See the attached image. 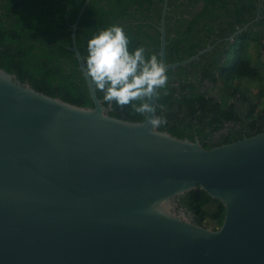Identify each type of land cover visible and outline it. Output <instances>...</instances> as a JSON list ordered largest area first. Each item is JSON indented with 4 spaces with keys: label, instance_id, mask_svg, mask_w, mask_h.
Masks as SVG:
<instances>
[{
    "label": "water",
    "instance_id": "water-1",
    "mask_svg": "<svg viewBox=\"0 0 264 264\" xmlns=\"http://www.w3.org/2000/svg\"><path fill=\"white\" fill-rule=\"evenodd\" d=\"M88 2L71 25L70 50L92 108L0 68V264H264V131L205 149L159 131L148 122L155 112L141 122L108 115L75 41ZM167 11L163 0L158 56L166 71L235 35L167 64ZM156 93L146 100L154 108ZM196 188L225 208L218 230L176 212Z\"/></svg>",
    "mask_w": 264,
    "mask_h": 264
},
{
    "label": "trees",
    "instance_id": "trees-1",
    "mask_svg": "<svg viewBox=\"0 0 264 264\" xmlns=\"http://www.w3.org/2000/svg\"><path fill=\"white\" fill-rule=\"evenodd\" d=\"M85 1L0 0V68L38 92L92 108L70 50L71 25ZM162 5L163 0H89L75 36L81 56L86 55L87 40L112 24L123 26L130 49L143 45L158 56ZM165 27L167 64L235 35L198 60L167 71V84L155 98V115L165 119L157 129L179 139L196 138L205 149L264 131L258 69L264 68V0H168ZM95 93L111 117L143 121L145 113L104 100L98 88ZM178 205L211 230H218L225 217L223 205L199 188L181 196Z\"/></svg>",
    "mask_w": 264,
    "mask_h": 264
},
{
    "label": "clouds",
    "instance_id": "clouds-1",
    "mask_svg": "<svg viewBox=\"0 0 264 264\" xmlns=\"http://www.w3.org/2000/svg\"><path fill=\"white\" fill-rule=\"evenodd\" d=\"M129 45L130 38L122 25L97 30L87 40L82 70L93 86L103 92L104 100L128 105L137 113L155 112L144 98L166 86V66L155 53L148 54L145 46L130 49ZM148 122L158 126L165 119L154 116Z\"/></svg>",
    "mask_w": 264,
    "mask_h": 264
},
{
    "label": "rangeland",
    "instance_id": "rangeland-1",
    "mask_svg": "<svg viewBox=\"0 0 264 264\" xmlns=\"http://www.w3.org/2000/svg\"><path fill=\"white\" fill-rule=\"evenodd\" d=\"M250 49H251V48H250ZM262 59H263V62H264V52H263ZM252 65H253V66H256V64L253 63V62H252ZM258 69H259V71L261 72L262 77H263V81H262V83H261V84H262L261 86H262V88L264 89V68H259V67H258ZM256 114H257V112L254 111V112H253V115H256ZM204 227H205V226H204Z\"/></svg>",
    "mask_w": 264,
    "mask_h": 264
},
{
    "label": "flooded vegetation",
    "instance_id": "flooded-vegetation-1",
    "mask_svg": "<svg viewBox=\"0 0 264 264\" xmlns=\"http://www.w3.org/2000/svg\"><path fill=\"white\" fill-rule=\"evenodd\" d=\"M216 42H217V41H216ZM178 202H179V201H178ZM177 204H178V203H177ZM181 208H182V209H185V208H183V207H181V206L178 205V208L176 209V212H179V210H180ZM185 210H186V209H185ZM186 211H187V210H186Z\"/></svg>",
    "mask_w": 264,
    "mask_h": 264
}]
</instances>
